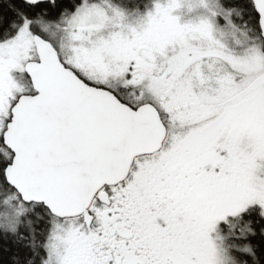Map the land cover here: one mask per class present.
<instances>
[{
    "label": "snow or ice",
    "instance_id": "obj_1",
    "mask_svg": "<svg viewBox=\"0 0 264 264\" xmlns=\"http://www.w3.org/2000/svg\"><path fill=\"white\" fill-rule=\"evenodd\" d=\"M0 264H264V0H0Z\"/></svg>",
    "mask_w": 264,
    "mask_h": 264
}]
</instances>
